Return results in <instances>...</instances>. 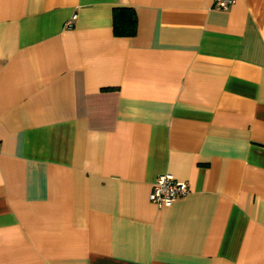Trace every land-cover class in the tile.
<instances>
[{
    "label": "crops",
    "instance_id": "crops-1",
    "mask_svg": "<svg viewBox=\"0 0 264 264\" xmlns=\"http://www.w3.org/2000/svg\"><path fill=\"white\" fill-rule=\"evenodd\" d=\"M0 264H264V0H0Z\"/></svg>",
    "mask_w": 264,
    "mask_h": 264
},
{
    "label": "built area",
    "instance_id": "built-area-1",
    "mask_svg": "<svg viewBox=\"0 0 264 264\" xmlns=\"http://www.w3.org/2000/svg\"><path fill=\"white\" fill-rule=\"evenodd\" d=\"M234 0H213V6L219 9H226ZM76 15H72L65 22L70 27L73 25ZM189 191L188 183L184 180L175 178L171 174L158 175L149 193V199L158 206H169L176 199L185 195Z\"/></svg>",
    "mask_w": 264,
    "mask_h": 264
},
{
    "label": "trees",
    "instance_id": "trees-1",
    "mask_svg": "<svg viewBox=\"0 0 264 264\" xmlns=\"http://www.w3.org/2000/svg\"><path fill=\"white\" fill-rule=\"evenodd\" d=\"M113 31L116 35L130 36L137 29L136 14L132 7L117 6L113 9Z\"/></svg>",
    "mask_w": 264,
    "mask_h": 264
}]
</instances>
